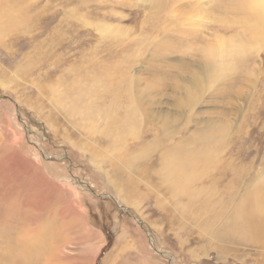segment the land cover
Segmentation results:
<instances>
[{
	"label": "rangeland",
	"instance_id": "1",
	"mask_svg": "<svg viewBox=\"0 0 264 264\" xmlns=\"http://www.w3.org/2000/svg\"><path fill=\"white\" fill-rule=\"evenodd\" d=\"M252 3L0 0V264H264Z\"/></svg>",
	"mask_w": 264,
	"mask_h": 264
},
{
	"label": "bare ground",
	"instance_id": "2",
	"mask_svg": "<svg viewBox=\"0 0 264 264\" xmlns=\"http://www.w3.org/2000/svg\"><path fill=\"white\" fill-rule=\"evenodd\" d=\"M262 1L263 0H253V3L251 4V6H253L254 5V7L257 9L256 10V12L258 13V14H261V11H262V9H261V7H262ZM252 9V8H251ZM221 46H220V50L222 51V52H224L226 49H225V46H223L222 44H220ZM134 130V129H133ZM132 131V130H131ZM134 132V131H133ZM175 153V152H174ZM175 156V155H174ZM191 157V156H190ZM168 158V157H167ZM179 160V159H178ZM177 160V161H178ZM185 160V159H184ZM183 160V161H184ZM188 160V159H187ZM168 161H171V159L170 160H168ZM182 161V162H183ZM186 161V160H185ZM184 161V162H185ZM179 162V161H178ZM188 162V161H187ZM181 163V162H180ZM190 163V162H189ZM187 164V163H186ZM171 165V164H170ZM183 165V164H182ZM189 165V164H188ZM172 166H173V163H172ZM172 166H170V167H172ZM181 166V165H180ZM184 166V165H183ZM178 167H179V165H178ZM177 167V168H178ZM190 167V166H189ZM173 168V167H172ZM181 168V167H180ZM184 168V167H183ZM187 168V167H186ZM185 168V169H186ZM184 169V170H185ZM173 170V169H172ZM180 170V169H179ZM181 170H183L182 168H181ZM175 172H178L176 169H175ZM174 172V173H175ZM180 172V171H179ZM172 175H173V182H175V177L176 178H178L179 179V177H177V176H175L174 174H173V172H172ZM179 176V175H178ZM181 178V177H180ZM179 182V181H178ZM174 184V183H173ZM178 185V184H177ZM261 192V191H260ZM247 203H249L248 205H247V211L245 212V211H241V212H244V213H242L243 215L242 216H240L239 217V221H237V224H238V227H240V226H242V230H243V233H245V227L247 226V224L248 223H251V225H253L252 223H254V225H253V227L254 226H256V227H258V230H260V232L258 233V234H256V235H264V220H262V218H260V222H258V223H255L254 222V218L255 217H257V215L259 216V215H261L260 213L262 212V211H264V209L262 208L261 209V207L262 206H264V194H257V192H254L253 194H252V196L249 198V200H248V202ZM241 205V204H240ZM240 205H239V207H240ZM241 210V209H240ZM240 213V212H239ZM241 214V213H240ZM236 215V214H235ZM247 216V217H246ZM264 216V215H263ZM260 217V216H259ZM235 218V217H234ZM258 221H259V219H258ZM233 223V222H232ZM246 225V226H245ZM249 225V224H248ZM233 228V227H232ZM257 230V231H258ZM262 230V231H261ZM18 233V232H17ZM16 233V234H17ZM234 233H236V227H234L233 228V234ZM15 234V233H14ZM242 234V233H241ZM237 235V234H236ZM1 236V235H0ZM249 236V235H248ZM16 240H17V237H16ZM24 242V241H23ZM17 244V243H16ZM3 245V244H2ZM34 245V244H33ZM4 246V245H3ZM2 246V247H3ZM6 247V246H5ZM28 247V246H27ZM29 250V249H28ZM20 252V251H19ZM3 258V257H2Z\"/></svg>",
	"mask_w": 264,
	"mask_h": 264
}]
</instances>
